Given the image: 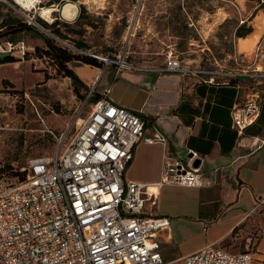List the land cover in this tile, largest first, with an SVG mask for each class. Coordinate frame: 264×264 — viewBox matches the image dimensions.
<instances>
[{"label":"built area","instance_id":"2783aa9c","mask_svg":"<svg viewBox=\"0 0 264 264\" xmlns=\"http://www.w3.org/2000/svg\"><path fill=\"white\" fill-rule=\"evenodd\" d=\"M3 2L34 28L46 30L43 22L52 25L56 20L37 18L33 12L37 6L0 0V4ZM134 29L130 25L128 31ZM49 34L64 49L94 57L105 68L195 75L210 84H225L239 77L264 78L260 66L226 67L218 62L213 67L196 65L172 50L163 64H137L128 59L127 52L110 56ZM27 50L23 40L0 42V53L24 56ZM258 56L255 54V58ZM110 92L107 89L91 105L86 118L78 113L77 135L65 148L66 136H62L55 153L29 160L22 168L23 177L0 174V264H168L154 235L169 228L170 218L145 212L148 201L157 203L158 192L145 183L125 180L136 145L141 141L166 144L167 137L159 131L146 136L148 119L140 111L115 103ZM94 93L93 86L88 98ZM263 94L253 85L246 98L238 99L231 108L232 126L240 143L261 115ZM255 144L262 147L264 139L255 138ZM198 157L192 152L190 165H186L179 158L165 155L160 184L200 185L201 168L195 166ZM183 264H253V257L250 250L232 253L208 244L187 255Z\"/></svg>","mask_w":264,"mask_h":264},{"label":"crops","instance_id":"0c3cea01","mask_svg":"<svg viewBox=\"0 0 264 264\" xmlns=\"http://www.w3.org/2000/svg\"><path fill=\"white\" fill-rule=\"evenodd\" d=\"M15 18L7 17L9 23ZM55 22L56 35L76 38L80 48H102L91 31L81 34L74 25ZM255 31L237 39L248 41ZM229 56L235 59L237 53ZM10 63L0 62V68ZM70 66L87 92L95 87L92 97L100 99L110 89L115 103L140 111L148 119L146 136L159 131L167 137L166 144L139 142L125 172L126 181L145 183L158 192L155 205L146 203V215L170 218L169 228L154 235L166 263L183 264L187 255L215 244L232 253L250 250L253 264H264V145L256 148L255 144V138L264 139V94L261 115L241 143L231 117L233 104L246 98L253 85L264 91V78L239 77L210 84L195 75L105 68L101 61L93 65L73 60ZM249 66L264 69L257 59ZM6 75L10 73H0L2 78ZM192 152L199 155L201 184H160L165 155L190 165Z\"/></svg>","mask_w":264,"mask_h":264},{"label":"rangeland","instance_id":"374dc122","mask_svg":"<svg viewBox=\"0 0 264 264\" xmlns=\"http://www.w3.org/2000/svg\"><path fill=\"white\" fill-rule=\"evenodd\" d=\"M41 1L33 9L37 18L42 17L43 7L56 9L52 11L55 21L74 25L81 34L91 31L93 38L101 42L102 48L93 50L97 53L127 52L128 59L137 64H163L170 50L188 63L209 67L216 65L215 59L226 67H246L255 59L264 63V57L261 58L264 54V8L258 9L264 0ZM68 1L79 7L78 18L73 22L60 13ZM8 7L12 9L7 3L0 4V23L11 15L27 24L21 13L10 11ZM255 11L257 14L252 18ZM245 20L256 31L248 41H240L235 33ZM55 25L56 22L45 27L46 30L5 29L0 32V42L23 40L28 49L24 56L10 55L14 61L0 68V73H10L3 78L0 76V174L16 176L22 173L30 159L55 153L62 136H66L65 148L77 135L75 119L78 113L86 118L91 111L92 100L86 89H76L61 64L49 54L46 39L54 47L64 49L49 34H56ZM130 25L135 28L133 36L125 41ZM61 38L76 42V38ZM237 45L240 52L236 50ZM234 53H237V62L235 56H229ZM257 53L259 56L255 58L253 54ZM8 55L0 53V60ZM70 63L68 67L71 68Z\"/></svg>","mask_w":264,"mask_h":264},{"label":"trees","instance_id":"16d2710c","mask_svg":"<svg viewBox=\"0 0 264 264\" xmlns=\"http://www.w3.org/2000/svg\"><path fill=\"white\" fill-rule=\"evenodd\" d=\"M259 8H264V2H260V5L258 7ZM82 14L85 12L84 8H81ZM257 14V11H255L252 15V18ZM40 21H42L40 19ZM43 22V21H42ZM45 27H48L49 24L43 22ZM10 25V26H9ZM4 26H8L6 27V29L10 30H15V31H19L21 29H32V30H36V28H34L33 26H29L27 24H23L21 22V19L15 18L13 21L11 19V22H8V19H4L1 23H0V28H3ZM254 31V28L252 25H248L247 21L245 20L242 24H240L237 27L236 30V36L237 37H246L249 34H251ZM2 32V31H0ZM46 38V37H45ZM47 40L48 45L50 46V51L49 54H51L54 58H56V60L59 62V64H61L63 70L65 71L66 75L69 76L72 80H73V84L76 86V89L79 87H82L84 89L87 88V86L85 85V83L79 78V76L75 73V71L73 69H71L70 67H68V63L71 62L72 60H81L85 63L88 64H93V65H97L99 64V61L94 58V57H88V56H73L72 53L69 51V54L67 53L68 50L66 49H61L58 47H54L50 41ZM14 61L13 57H11L10 55H8L4 60H0V62H12ZM79 92V91H77ZM89 99L92 100V102H96L99 99L96 97H90ZM16 176H20L23 177L24 174L23 173H16Z\"/></svg>","mask_w":264,"mask_h":264},{"label":"bare ground","instance_id":"6f19581e","mask_svg":"<svg viewBox=\"0 0 264 264\" xmlns=\"http://www.w3.org/2000/svg\"><path fill=\"white\" fill-rule=\"evenodd\" d=\"M16 3L23 5L24 7L32 8L33 6H37V2L40 0H14ZM56 9L53 8H42L41 16L45 18L47 21H54L53 12ZM79 12V7L75 2L68 1L63 8L60 9V13L66 20L72 21L74 20ZM133 36V30L128 31L126 35L127 41L130 40V37Z\"/></svg>","mask_w":264,"mask_h":264},{"label":"water","instance_id":"95a60500","mask_svg":"<svg viewBox=\"0 0 264 264\" xmlns=\"http://www.w3.org/2000/svg\"><path fill=\"white\" fill-rule=\"evenodd\" d=\"M195 166H199V162H196V163H195Z\"/></svg>","mask_w":264,"mask_h":264}]
</instances>
